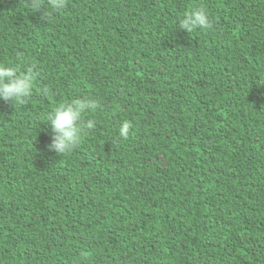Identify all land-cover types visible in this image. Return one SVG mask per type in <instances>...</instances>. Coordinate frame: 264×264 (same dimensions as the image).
I'll use <instances>...</instances> for the list:
<instances>
[{
    "label": "trees",
    "instance_id": "1",
    "mask_svg": "<svg viewBox=\"0 0 264 264\" xmlns=\"http://www.w3.org/2000/svg\"><path fill=\"white\" fill-rule=\"evenodd\" d=\"M39 3L0 0V64L34 73L0 100V264H264V0Z\"/></svg>",
    "mask_w": 264,
    "mask_h": 264
},
{
    "label": "clouds",
    "instance_id": "2",
    "mask_svg": "<svg viewBox=\"0 0 264 264\" xmlns=\"http://www.w3.org/2000/svg\"><path fill=\"white\" fill-rule=\"evenodd\" d=\"M66 0H49L50 7L59 11L65 7ZM33 6L38 10L41 5L39 0H33ZM179 28L191 32L195 29L211 27V20L203 8H197L187 13L179 21ZM34 73L31 69L23 74H18L15 66L0 64V100L12 103L27 97L32 90ZM96 102L91 99H77L69 103H62L47 114L46 122L50 123L52 136L49 149L57 154L71 151L79 141L83 130L92 129L94 122L86 123L82 120V114L86 110H94ZM132 124L125 121L120 129V135L127 137Z\"/></svg>",
    "mask_w": 264,
    "mask_h": 264
}]
</instances>
